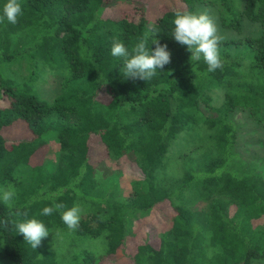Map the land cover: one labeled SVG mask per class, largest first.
Segmentation results:
<instances>
[{
  "label": "trees",
  "instance_id": "1",
  "mask_svg": "<svg viewBox=\"0 0 264 264\" xmlns=\"http://www.w3.org/2000/svg\"><path fill=\"white\" fill-rule=\"evenodd\" d=\"M5 2L0 0V15ZM19 3L17 23L0 22V66L25 59L32 68L40 62L63 68L65 76L59 94L49 101L32 87L12 84L0 67V187L11 185L15 192L9 202L0 198V264H60L54 251L34 249L24 241L15 224L35 218L47 229L65 225L59 212L45 216L42 209L57 203L71 208L80 198L111 208L80 219L75 229L82 236L105 233V257L76 255L74 264H119L122 258L128 264L264 260V229L254 225L264 214V160H245L236 150L238 126L233 118L235 111L245 109L264 119V0H246L241 12L235 0ZM200 3L218 6L225 27L240 30L244 16L262 26L259 36L221 41L223 67L215 72L207 71L202 58L192 61L186 46L172 38L174 12L195 13ZM119 7L123 9L117 16L106 15ZM142 38L152 50V40L158 39L171 54V62L148 81L127 78L122 60L111 55L114 41L131 52ZM219 86L225 88V100L216 108L210 92ZM198 124L210 129L205 140L209 147L198 156L193 153L203 144L186 153L179 184H166L161 171L167 153L180 133ZM52 135L62 153L49 170L41 152ZM98 156L132 163L138 179L130 199L111 202V191L102 189L94 175ZM195 184L228 197L213 201L203 219L175 202ZM230 203L236 206L232 214L227 212ZM156 208L171 215V232L160 235L156 244L140 239L128 252L130 217Z\"/></svg>",
  "mask_w": 264,
  "mask_h": 264
},
{
  "label": "rangeland",
  "instance_id": "2",
  "mask_svg": "<svg viewBox=\"0 0 264 264\" xmlns=\"http://www.w3.org/2000/svg\"><path fill=\"white\" fill-rule=\"evenodd\" d=\"M246 0H235V7L238 11H242ZM122 7L111 8L106 11L107 16H117ZM207 12L216 21L219 34L223 37L222 41L243 39L247 36H259L262 32V26L259 22H253L244 16L241 20V29L234 27H225L220 18L219 8L216 5L200 3L197 5L195 13ZM15 39V45L21 43ZM230 50L237 51L234 47ZM1 69L5 72L8 79L14 85L20 87H32L41 97L52 101L60 92L61 81L65 76L63 68L51 69L41 62L37 67L32 68L28 61L17 60L12 63L1 64ZM245 72V70H242ZM238 77L241 78L243 75ZM214 97L213 105L217 108L223 104L225 100V88L219 86L210 92ZM208 115H212L213 111L204 109ZM264 116V111H263ZM233 118L238 126V141L236 150L245 160L259 161L264 160V119L258 120L249 110L239 109L233 113ZM210 129L205 124L195 125L190 130L184 131L178 135L173 145L167 153L165 167L161 174L166 184H179L178 180L183 174L184 155L192 150L197 144L203 148L195 152L194 156H198L209 146L207 137ZM207 140V142L205 141ZM205 141V142H204ZM205 144H204V143ZM207 147V148H206ZM206 148V149H204ZM62 153L61 145L56 136H48L47 144L42 149L44 164L52 170L58 164ZM192 154V153H191ZM40 155V157L42 158ZM94 175L98 180L100 187L104 190H110V199L116 201L118 199L128 200L132 197L137 189L136 181L138 172L129 163L126 158L118 162L115 158L97 157L94 163ZM12 190L11 185L0 187V197L3 191ZM228 197L219 194L214 188L206 187L202 184H195L187 189L175 199L176 204H182L192 211L196 212L202 219L205 218L209 205L218 199H227ZM109 204L101 201H93L86 199H76L75 206L79 207L82 218L88 217L91 213L98 210L110 209ZM235 204L230 203L228 214H232ZM254 225L257 228L264 229V214L255 219ZM173 221L168 211L162 208L152 209L147 212H136L130 217L129 244L127 251L130 252L136 247L137 241L140 239H150L158 243V238L162 234L171 232ZM49 235L44 238L40 249L52 250L55 252L57 261L60 264H74L76 255L82 256L86 253H92L96 258L103 259L105 257L107 238L105 233L97 236H82L76 233V230H70L66 225H53L48 228ZM108 262L107 259L102 263ZM119 264H128L127 260L121 259ZM108 264H110L108 262ZM254 264H264V260H257Z\"/></svg>",
  "mask_w": 264,
  "mask_h": 264
},
{
  "label": "clouds",
  "instance_id": "3",
  "mask_svg": "<svg viewBox=\"0 0 264 264\" xmlns=\"http://www.w3.org/2000/svg\"><path fill=\"white\" fill-rule=\"evenodd\" d=\"M20 15H22V7L19 0H6L2 7L0 22L6 19L9 23L16 24ZM172 24V38L180 45L186 46L191 53L192 61L202 58L208 72H215L223 67L219 53V45L223 37L219 34L217 23L212 16L207 12L193 13L177 9ZM152 44H155L154 50L147 46L146 38H142L129 52L122 42L114 41L111 55L122 60L123 72L127 78L148 81L157 74V70H163L165 65L171 62V54L166 44L161 45L158 39H153ZM14 195V190H7L3 191L0 198L4 202H9ZM53 212H59L61 220L70 230H75L79 226L81 219L79 207L66 209L63 204L57 203L42 209V215L45 216ZM15 228L18 234L23 235L24 241L34 249L49 235L44 223L35 218L17 222Z\"/></svg>",
  "mask_w": 264,
  "mask_h": 264
}]
</instances>
